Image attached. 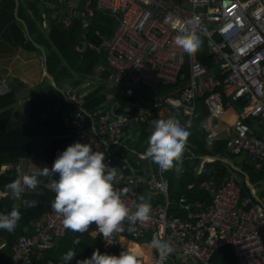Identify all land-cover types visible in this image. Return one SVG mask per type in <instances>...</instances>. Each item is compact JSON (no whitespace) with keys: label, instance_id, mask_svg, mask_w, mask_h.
<instances>
[{"label":"built area","instance_id":"built-area-1","mask_svg":"<svg viewBox=\"0 0 264 264\" xmlns=\"http://www.w3.org/2000/svg\"><path fill=\"white\" fill-rule=\"evenodd\" d=\"M47 1L59 9L63 27L81 24L76 50L82 52L89 48L104 54L107 61L99 63L91 78L81 85L63 91L72 104V109L63 116L68 130L65 137L70 144L91 143L96 150L105 151L106 162L118 168L114 188L128 186L132 190L122 197L130 213L136 197L143 196L139 189L141 183L147 187V193L165 196L163 204L150 205L153 219L147 225L137 224L132 234L127 232L126 223L124 231L112 234L110 243L98 234L104 247L119 250L126 241L131 244L150 233L151 239L158 234L173 244L174 251L160 259L150 246L151 239L147 240L142 247L147 259L138 258L139 264H219L214 257L223 246H231L236 257L234 264H264V197L257 194L255 186L250 188L251 196L242 197L243 178L238 175L222 184L213 179L204 181L202 186L211 192V201H189L182 195L176 203L181 211L178 214L171 211L174 203L169 198L170 182L163 172L138 174L127 152L120 150L126 146L129 129L153 115L144 105L147 97H152L157 104L183 108L185 117L177 118L188 128L193 125L197 99L206 95L209 114L204 121L213 123L222 119L225 108L223 94L218 89L221 84L228 97L245 100L243 115L254 117L264 128V0ZM100 12L118 19L111 36L95 26ZM189 21H196L197 31L218 69L212 70L204 64L198 50L189 55L174 47L173 39L179 31L189 30ZM104 71H109V80L126 97L133 98L123 112H117L118 103L94 112L85 109L86 96L96 87ZM175 84H180L177 91L164 96L158 94L159 87ZM10 91L8 83L0 84V95ZM160 117L165 119L163 114ZM227 126L231 130L227 137L229 151L249 156L256 169L262 168L264 132L256 133L251 127L235 122ZM207 139H217V135L211 130ZM202 167L203 164L198 172ZM5 195L0 191V200ZM62 220V216L50 209L32 221V232L17 238L6 264H62L52 259L42 263L55 238L67 231ZM92 227L96 228L95 222ZM5 242L0 232V247Z\"/></svg>","mask_w":264,"mask_h":264},{"label":"trees","instance_id":"trees-1","mask_svg":"<svg viewBox=\"0 0 264 264\" xmlns=\"http://www.w3.org/2000/svg\"><path fill=\"white\" fill-rule=\"evenodd\" d=\"M53 9L49 7L47 0H0V39L11 42L17 47H22L29 51L46 52V65L50 74L53 75L57 87L58 81L69 82L73 87L81 85L94 73L95 67L99 63L106 64V56L85 48L82 52L76 50L79 35L82 31L81 24L76 22L69 28L63 27L61 21L52 15ZM118 20L109 13L100 12L95 26L100 27L103 33L111 36L114 33ZM199 59L210 69H218L214 65V59L205 41H202L198 49ZM186 70V69H185ZM187 71V70H186ZM109 71H104L96 87L86 96L85 109L91 112L96 111L105 104L107 100L106 90ZM222 79V76L219 75ZM180 84L167 85L158 88L161 94L177 91ZM224 98L225 113L224 120L227 122L237 114L239 120L248 126H252L256 119L252 116L242 117L241 112L246 104L244 99L233 100L223 93L222 84L218 87ZM206 95L197 99L196 109L193 115V125L187 128L190 135L183 153V160L180 171L175 169L164 171L163 174L169 179V198L173 201L172 212L181 214L176 206L180 197L185 195L189 201H211V192L204 189L202 183L207 180H215L222 184L231 179L234 175L243 178L242 197L251 196L250 187L247 185L244 174L224 161L229 159L236 166L246 172L250 181L255 184L264 180V165L256 169L249 156H246L241 164L235 162L228 149L229 140L219 138L208 140L209 130L202 123L209 114V109L205 101ZM131 97H126L123 93H117L113 103H118L117 112H123L132 102ZM16 102V91L11 89L7 94L0 95V190L5 191L6 196L0 200V212L7 213L13 207L21 213L20 219L11 232L0 229L6 239L5 244L0 247V263L6 264L12 257V246L17 238L22 234L32 232V221L51 209V201L55 193L50 186L40 185L34 192L24 193L22 200L16 204L13 196L6 188V185L15 180L18 175V164L22 158L39 157L52 164L59 151L64 150L69 144V139L65 138L68 130L63 123V116L72 109V104L68 102L63 91L54 87L51 83L43 89H35L31 92L29 101L30 116L29 130L24 132L18 128H10L9 122L13 114V104ZM156 101L147 97L145 106L155 113V119L164 122L158 116V106ZM183 108H172V115L183 117ZM132 114H135L133 111ZM140 128V136L133 145L138 152L145 153L143 143L154 131L148 122H143ZM121 151L128 150L120 147ZM135 158H130L133 168L138 174L151 175L158 169L152 166L148 160L141 158L134 153ZM202 156L216 157L215 160L205 161L201 172L197 167L202 161ZM3 166L5 169L2 170ZM54 179H58L54 175ZM150 205H161L165 201V196L161 193L151 195L147 193V187L141 183L139 187ZM27 201H36L34 206H26ZM91 233V224L84 233L73 232L67 229L65 235L58 236L54 244L46 252V258L42 261L52 259L62 260V256L69 249L76 252L75 257L68 263L76 264L77 259L90 257L95 249L101 253L114 254L119 258V251L116 248H105L100 236ZM79 236L80 243L73 244V239ZM148 233L140 240H150ZM139 240V239H138ZM136 240L137 242H139ZM214 260L219 264H234L236 257L231 246H223L216 253Z\"/></svg>","mask_w":264,"mask_h":264},{"label":"clouds","instance_id":"clouds-1","mask_svg":"<svg viewBox=\"0 0 264 264\" xmlns=\"http://www.w3.org/2000/svg\"><path fill=\"white\" fill-rule=\"evenodd\" d=\"M188 31H179L172 43L185 54H195L201 47L202 38L197 31L196 21L187 22ZM154 131L147 142V151L143 158L160 172L170 169L180 171L183 153L190 135L186 126L173 116L167 121L153 122ZM105 151L93 148L91 143L75 141L64 150L59 151L51 167L36 166L30 173H21L18 169L17 178L6 185L13 196L19 197L28 190H36L40 183L39 177L53 174L58 177L50 185L55 193L51 201V209L63 217L66 229L84 233L89 225L95 222L96 228L90 233L101 234L110 243L109 238L114 232L124 231L132 234L135 226L147 225L152 219V209L145 196H137L132 212L125 205L122 197L132 192L125 186L120 190L114 188V177L117 167L110 166L105 159ZM26 206H34L36 201L25 202ZM21 213L15 207L10 212H0V229L13 231ZM77 236L73 244H79ZM150 246L156 250L160 259L166 258L174 251V245L154 234ZM76 255L69 249L62 256V264H68ZM141 258L136 251H127L117 259L114 254L101 253L95 249L90 257L77 259L76 264H139Z\"/></svg>","mask_w":264,"mask_h":264},{"label":"crops","instance_id":"crops-1","mask_svg":"<svg viewBox=\"0 0 264 264\" xmlns=\"http://www.w3.org/2000/svg\"><path fill=\"white\" fill-rule=\"evenodd\" d=\"M46 70L47 69H46L45 60H44V56H43L42 51H40V52L39 51H29V50H26L22 47H17L14 44H12L11 42L0 39V84L2 82H6L9 84L11 89H15V91H16V102L13 104V114H12V118L9 122L10 128H18L24 132H28L29 126H30V122H29V116H30L29 101H30V97H31V92L35 89L46 88L47 85L49 83H51V82H49L50 79L47 77ZM106 81H107L108 90H106V93H105L107 96V100H106L105 104H110V103L114 104L112 101H114L116 94L117 93H123V91L121 89H119V87L117 85H115L112 81H110L109 78ZM71 87H73V86H71ZM90 88L93 89L92 86H90L89 89ZM116 89H119L120 91H118ZM158 94L161 96L166 95V94H161L159 92H158ZM155 106L159 107L158 112H157L158 116L160 117V114H163L165 117V119H162L160 117L161 120L167 121L168 119H170V117L172 115V108L173 107L164 105V104H162V102L161 103L159 102L158 104L156 102ZM147 108H149V107H147ZM151 112H153V111L151 110ZM183 112H184V110H183ZM243 112H244V110L241 112V116L246 117L243 115ZM183 117H185V116L183 115ZM146 119L147 120L145 122H148L150 128H153L152 127L153 122L157 121L155 119V113L153 112V115L147 116ZM234 122L237 125H241V126H245V127H251L256 133L261 134L264 132V128L258 125L257 120L252 126H248V125L243 124L239 120L237 114H235L234 117L231 120H229L228 122L226 120H224V118H222V119L215 120L213 122L214 125H212L213 123H209V121H203L202 124L204 126H206L209 131L212 130L217 135V139H219V138L224 139V138H227L231 132L230 128H228V126H227V123H234ZM142 123H138V124L134 125L133 128L129 129L128 136H127L126 141H125V144H126L125 147L127 149H129L128 151H131L133 153H137L141 158H143L144 153L136 151L134 149L133 145L139 139V136L141 133L140 128L142 126L141 125ZM148 139L143 143V145H145V151L144 152L147 151ZM128 157H129V154H128ZM205 157L206 156H202V161H201L200 165L196 168L197 171L200 169V166L202 164L204 166L205 161H210V160H207ZM129 159H130V157H129ZM211 160H213V159H211ZM51 165L52 164L46 162L45 160H43L39 157L22 158L18 164V169L20 170L21 173H30L36 166L41 167V168L44 166H48L50 168ZM4 169H5V166H3L2 170H4ZM202 169H203V167H202ZM202 169H201V171H202ZM53 178H54L53 174H49L47 176L39 177L38 179H39L40 183L38 184L37 188L40 185L50 186L52 181H53ZM0 191H3V190H0ZM34 191L35 190H28V191H25L24 193H29V192H34ZM3 192H5V191H3ZM24 193H21V195L19 197L15 196L16 204H19L21 202L22 196ZM92 223H91V232L93 231ZM92 234L95 236L94 233H92ZM133 243H137L140 245V243L137 241H132L131 244L127 243V241H126L125 245L118 250L119 255H121L123 253H127V251L130 252V248H131V245ZM60 261H62V260H60Z\"/></svg>","mask_w":264,"mask_h":264},{"label":"rangeland","instance_id":"rangeland-1","mask_svg":"<svg viewBox=\"0 0 264 264\" xmlns=\"http://www.w3.org/2000/svg\"><path fill=\"white\" fill-rule=\"evenodd\" d=\"M49 7H51L54 11L52 13L53 16L57 17L59 20H61V14L59 9L53 4L48 2ZM50 82V81H49ZM58 88H60L62 91H68L69 88H71V85L69 82H62V81H58ZM118 91H120L119 89H116ZM129 157L130 158H135L134 153L129 151L128 152ZM246 157V155L242 154V155H237L233 158V160L239 164H241L242 160ZM233 162V161H231ZM256 192L259 196H263L264 197V182L263 181H259L257 183L254 184ZM140 243L141 247H144L145 243L142 240H138ZM146 242V241H145Z\"/></svg>","mask_w":264,"mask_h":264},{"label":"water","instance_id":"water-1","mask_svg":"<svg viewBox=\"0 0 264 264\" xmlns=\"http://www.w3.org/2000/svg\"><path fill=\"white\" fill-rule=\"evenodd\" d=\"M41 51H42V53H43L44 60H45V65H46V52H45V50H44L43 48H41ZM46 69H47V65H46ZM46 74H47V77L50 79L51 84H52L54 87L58 88L57 85H56V82H55V79H54L53 75L49 73L48 69L46 70ZM58 89H59V88H58ZM206 157H208V158H210V159H213V160L217 159L216 157H212V156H206ZM224 161H226L227 163L231 164V166L234 167L235 169L241 171V172L244 174L245 178H246L247 185H248L250 188H253V187H254V184L250 181V179H249V177H248V175H247L246 172H244L240 167L235 166V165L233 164V162H231V160H229V159H224Z\"/></svg>","mask_w":264,"mask_h":264},{"label":"bare ground","instance_id":"bare-ground-1","mask_svg":"<svg viewBox=\"0 0 264 264\" xmlns=\"http://www.w3.org/2000/svg\"><path fill=\"white\" fill-rule=\"evenodd\" d=\"M131 251H136L138 253V255L140 257H142V259L146 260L147 259V256H145L143 253H144V249L137 243H133L131 245V248H130V252Z\"/></svg>","mask_w":264,"mask_h":264}]
</instances>
